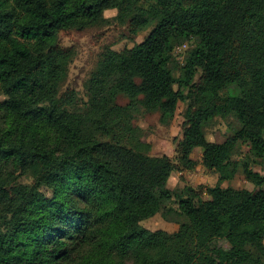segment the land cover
<instances>
[{"label":"trees","instance_id":"1","mask_svg":"<svg viewBox=\"0 0 264 264\" xmlns=\"http://www.w3.org/2000/svg\"><path fill=\"white\" fill-rule=\"evenodd\" d=\"M7 5L14 12L0 29V264H264V188L216 185L204 199L187 187L173 209L168 187L174 171L196 167L197 147L220 181L242 170L264 185L249 160L233 158L241 141L264 157V0H0ZM111 9L134 34L153 29L131 48L105 50L82 104L74 89L62 90L76 53L59 34L105 24ZM192 39L176 77L171 47ZM179 101L187 108L178 161L148 154L130 116L160 111L167 123ZM216 117L240 127L210 141L205 128ZM159 212L185 220L173 232L142 225Z\"/></svg>","mask_w":264,"mask_h":264},{"label":"rangeland","instance_id":"2","mask_svg":"<svg viewBox=\"0 0 264 264\" xmlns=\"http://www.w3.org/2000/svg\"><path fill=\"white\" fill-rule=\"evenodd\" d=\"M12 5L0 7V29L9 26L13 17ZM117 9L107 10L106 17L110 20L105 24H98L83 29H69L61 31L59 34L61 44L63 46L73 47L75 57L69 67V75L66 79L62 90L74 89L80 103L88 102L87 82L92 73L96 70L98 62L102 58L107 48L122 50L131 48L137 43L142 42L153 26L134 34L131 32L128 23H123L116 18ZM196 45L195 40L174 44L171 47L172 59L171 67L176 77L182 74L185 60L191 49ZM199 74L196 77L198 80ZM178 85L175 86V89ZM233 93L235 91H232ZM168 99V98H167ZM166 100V99H165ZM119 104H127L129 99L125 96H119L117 99ZM187 102L179 101L174 116L167 123L161 121V112H147L143 109L130 116L129 121L135 126L142 129V140L150 144L147 152L152 156L168 155L175 162L178 161L177 144L182 138L184 132L185 112ZM106 110L105 105L95 107V113L100 116ZM240 124L234 117L221 118L216 117L205 128L206 137L210 141L223 142L231 136L235 130L239 129ZM203 149L195 148L192 157L197 162L193 169L176 170L172 173L168 187L175 194L173 200L169 204L173 209L178 207V199L176 195L184 192L187 187H192L197 191H202L204 199L209 198L206 189L211 186L221 185L222 187L246 188L251 191H257L259 188L253 182L249 181L242 170L231 180L220 181L219 174L214 170L207 169L202 163ZM236 160H249L251 167L264 175V157L256 158L251 149L249 141H241L238 152L233 156ZM21 181L32 182L27 176L20 177ZM185 220L184 217L170 213L165 216L159 212L155 216L142 221V225L152 229H164L173 232L179 228L180 222ZM219 244L228 246L225 241H219Z\"/></svg>","mask_w":264,"mask_h":264},{"label":"crops","instance_id":"3","mask_svg":"<svg viewBox=\"0 0 264 264\" xmlns=\"http://www.w3.org/2000/svg\"><path fill=\"white\" fill-rule=\"evenodd\" d=\"M176 231V230H175Z\"/></svg>","mask_w":264,"mask_h":264}]
</instances>
